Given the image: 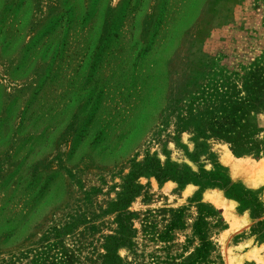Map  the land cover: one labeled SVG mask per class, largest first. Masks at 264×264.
<instances>
[{"label": "rangeland", "instance_id": "obj_1", "mask_svg": "<svg viewBox=\"0 0 264 264\" xmlns=\"http://www.w3.org/2000/svg\"><path fill=\"white\" fill-rule=\"evenodd\" d=\"M258 137L264 0H0V264H264Z\"/></svg>", "mask_w": 264, "mask_h": 264}, {"label": "crops", "instance_id": "obj_2", "mask_svg": "<svg viewBox=\"0 0 264 264\" xmlns=\"http://www.w3.org/2000/svg\"><path fill=\"white\" fill-rule=\"evenodd\" d=\"M257 146L258 148L261 146V156H257L256 162H260V160L264 161V137L261 139H257ZM246 184V193H251L254 195V197L257 199L258 203L261 205V207L264 208V201H263V196H264V185H255L253 182L248 180V177L246 178V181H244ZM262 186V187H261ZM256 191V192H255ZM264 211V210H263Z\"/></svg>", "mask_w": 264, "mask_h": 264}, {"label": "trees", "instance_id": "obj_3", "mask_svg": "<svg viewBox=\"0 0 264 264\" xmlns=\"http://www.w3.org/2000/svg\"><path fill=\"white\" fill-rule=\"evenodd\" d=\"M137 168H140V169H146L147 168V166L146 165H137L136 166ZM156 178H157V180H159V181H165V180H167V179H169L166 175H157L156 176ZM245 194H247V195H245V196H248V195H253V194H251V193H246L245 192ZM255 202H256V204H257V206L259 207L258 208V212L257 213H253L256 217H259V214H260V212H261V205L258 203V201H257V199L255 198ZM118 220H119V223H120V225H121V227H126L127 225L125 224V215H123V214H119L118 215ZM129 226V225H128ZM127 226V227H128ZM118 244H120V240H118V239H116V242H115V245H118ZM206 246V243H205V241L203 240L202 241V245H201V252H202V249H204V247ZM199 255H200V253H199Z\"/></svg>", "mask_w": 264, "mask_h": 264}]
</instances>
